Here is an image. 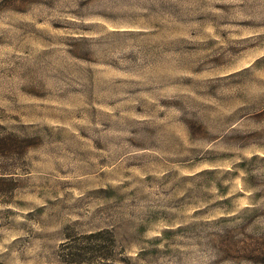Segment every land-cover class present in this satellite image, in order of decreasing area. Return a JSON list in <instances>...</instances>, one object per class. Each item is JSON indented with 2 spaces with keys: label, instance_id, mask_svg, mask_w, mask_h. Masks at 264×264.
<instances>
[{
  "label": "rangeland",
  "instance_id": "obj_1",
  "mask_svg": "<svg viewBox=\"0 0 264 264\" xmlns=\"http://www.w3.org/2000/svg\"><path fill=\"white\" fill-rule=\"evenodd\" d=\"M0 264H264V0H0Z\"/></svg>",
  "mask_w": 264,
  "mask_h": 264
},
{
  "label": "trees",
  "instance_id": "obj_2",
  "mask_svg": "<svg viewBox=\"0 0 264 264\" xmlns=\"http://www.w3.org/2000/svg\"><path fill=\"white\" fill-rule=\"evenodd\" d=\"M9 139H10V138H7V139H6V138H5V139H0V143L3 144V145H2L3 150H4V149H9L8 145H6V142H7Z\"/></svg>",
  "mask_w": 264,
  "mask_h": 264
}]
</instances>
